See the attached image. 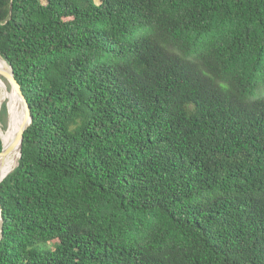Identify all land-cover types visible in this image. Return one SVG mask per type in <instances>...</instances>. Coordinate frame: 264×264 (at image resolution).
Listing matches in <instances>:
<instances>
[{
	"label": "trees",
	"instance_id": "16d2710c",
	"mask_svg": "<svg viewBox=\"0 0 264 264\" xmlns=\"http://www.w3.org/2000/svg\"><path fill=\"white\" fill-rule=\"evenodd\" d=\"M0 55V264H264V0H0Z\"/></svg>",
	"mask_w": 264,
	"mask_h": 264
},
{
	"label": "bare ground",
	"instance_id": "6f19581e",
	"mask_svg": "<svg viewBox=\"0 0 264 264\" xmlns=\"http://www.w3.org/2000/svg\"><path fill=\"white\" fill-rule=\"evenodd\" d=\"M0 68H6V65L1 60ZM12 91L15 93V96L19 99L20 103H16L14 99L10 97V99L18 108H16L17 116L14 128L7 129L4 136L0 135L4 149L3 153L0 155V180L5 178L8 173L13 171V167L19 157V140H16V136L22 125L27 122L22 100L14 90Z\"/></svg>",
	"mask_w": 264,
	"mask_h": 264
},
{
	"label": "rangeland",
	"instance_id": "374dc122",
	"mask_svg": "<svg viewBox=\"0 0 264 264\" xmlns=\"http://www.w3.org/2000/svg\"><path fill=\"white\" fill-rule=\"evenodd\" d=\"M12 97L16 103H20L19 99L15 96V93L12 91L10 85L5 79L0 77V116L2 113L3 105L6 106V113L1 116L2 123L0 120V135L4 136L7 129L14 128L16 123V105L10 99ZM1 227V223H0Z\"/></svg>",
	"mask_w": 264,
	"mask_h": 264
},
{
	"label": "water",
	"instance_id": "95a60500",
	"mask_svg": "<svg viewBox=\"0 0 264 264\" xmlns=\"http://www.w3.org/2000/svg\"><path fill=\"white\" fill-rule=\"evenodd\" d=\"M0 60L6 65L5 69L0 68V77L2 79H5L8 82V84L10 85L11 89L14 90L18 94V96L22 100V103H23V106H24V109H25V118H26L27 122L24 125H22L21 129L19 130V132H18V134L16 136V140H19V159H20L23 134H24L25 130L28 128V126L31 124L32 117H31V114H30V109H29L28 103H27L25 97L22 94L20 85L18 84V82L15 79L12 67L6 62V60L1 55H0ZM0 139H1V136H0ZM3 151H4V149H3V144H2V150L0 152V155L3 153ZM17 165H18V163H17ZM3 179L0 180V183L3 181ZM2 221H3V219H2V209H1V206H0V222L2 223Z\"/></svg>",
	"mask_w": 264,
	"mask_h": 264
}]
</instances>
